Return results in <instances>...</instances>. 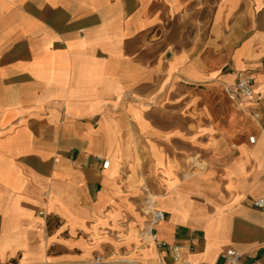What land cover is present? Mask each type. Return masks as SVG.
<instances>
[{
	"label": "crops",
	"instance_id": "crops-1",
	"mask_svg": "<svg viewBox=\"0 0 264 264\" xmlns=\"http://www.w3.org/2000/svg\"><path fill=\"white\" fill-rule=\"evenodd\" d=\"M260 199L264 0H0V264L264 263Z\"/></svg>",
	"mask_w": 264,
	"mask_h": 264
},
{
	"label": "built area",
	"instance_id": "built-area-1",
	"mask_svg": "<svg viewBox=\"0 0 264 264\" xmlns=\"http://www.w3.org/2000/svg\"><path fill=\"white\" fill-rule=\"evenodd\" d=\"M229 96L232 99L243 97V98H249L252 95H254V79L252 76L240 71L236 74V80L230 87L227 88ZM250 140L253 142L254 136L250 137ZM110 164L109 160H106L103 164L105 168H107ZM255 204L259 207L264 206V199H260L255 202ZM148 213L150 214L152 218V223H157L158 221L165 218V213L163 211L155 210L151 206L147 209ZM152 239L156 240V235H152ZM174 252V258L176 261V264H192L188 261H185L182 257L181 250L178 246L173 247ZM222 258L224 260L223 264H242V254L237 252L236 250L229 248L226 250V252L222 255ZM252 264H264L262 261L257 260L253 262Z\"/></svg>",
	"mask_w": 264,
	"mask_h": 264
},
{
	"label": "rangeland",
	"instance_id": "rangeland-1",
	"mask_svg": "<svg viewBox=\"0 0 264 264\" xmlns=\"http://www.w3.org/2000/svg\"><path fill=\"white\" fill-rule=\"evenodd\" d=\"M183 257V256H182Z\"/></svg>",
	"mask_w": 264,
	"mask_h": 264
}]
</instances>
